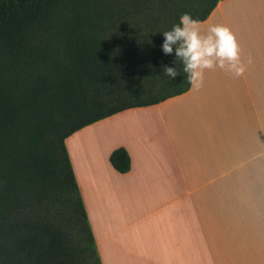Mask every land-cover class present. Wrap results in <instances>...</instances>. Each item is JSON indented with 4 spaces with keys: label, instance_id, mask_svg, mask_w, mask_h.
I'll return each instance as SVG.
<instances>
[{
    "label": "crops",
    "instance_id": "1",
    "mask_svg": "<svg viewBox=\"0 0 264 264\" xmlns=\"http://www.w3.org/2000/svg\"><path fill=\"white\" fill-rule=\"evenodd\" d=\"M200 21L232 31L243 76L206 70L198 91L64 139L101 264H264V0H217ZM119 146L124 173L109 161Z\"/></svg>",
    "mask_w": 264,
    "mask_h": 264
},
{
    "label": "trees",
    "instance_id": "2",
    "mask_svg": "<svg viewBox=\"0 0 264 264\" xmlns=\"http://www.w3.org/2000/svg\"><path fill=\"white\" fill-rule=\"evenodd\" d=\"M216 2L0 0V264H73L82 255L101 264L64 139L186 90L183 73L163 75L179 65L162 51L157 16L171 28L184 13L203 20ZM138 93L146 98L134 100ZM109 161L130 168L122 146Z\"/></svg>",
    "mask_w": 264,
    "mask_h": 264
},
{
    "label": "clouds",
    "instance_id": "3",
    "mask_svg": "<svg viewBox=\"0 0 264 264\" xmlns=\"http://www.w3.org/2000/svg\"><path fill=\"white\" fill-rule=\"evenodd\" d=\"M201 23L189 13L182 14L178 24L162 33L164 40L161 45L165 55L174 53L173 63L179 65L164 66L163 75L175 81L183 73L197 91L203 87L206 70L219 68L233 78L243 76L246 70L241 60L240 46L232 31L221 24H212L202 30Z\"/></svg>",
    "mask_w": 264,
    "mask_h": 264
},
{
    "label": "rangeland",
    "instance_id": "4",
    "mask_svg": "<svg viewBox=\"0 0 264 264\" xmlns=\"http://www.w3.org/2000/svg\"><path fill=\"white\" fill-rule=\"evenodd\" d=\"M158 17V22H157V25H158V31L162 34L163 32H165V31H168V30H171V28H167V27H165V24L163 23V19H165V14H163V15H158L157 16ZM174 24H176V23H174ZM173 24V25H174ZM172 25V26H173ZM162 37H163V34H162ZM164 38V37H163ZM176 84V83H175ZM163 88H167L166 90H168L169 88H173L172 86H165V87H163ZM133 98H134V100H142V99H145L146 98V96L144 95V93H138V94H134V96H133ZM107 128L106 127H104L103 126V130H106ZM91 134H93V135H97V136H99L98 134H100V131L98 130V131H96V132H93V133H91ZM95 138V137H94ZM96 143H97V141H96V138H95V142L93 143V141L92 140H90V141H87L86 142V144L87 145H85V149L87 148V151H88V153H92V152H94V149H95V146H96ZM58 208H60V206H57V209ZM66 213L64 214V216H61V217H59V219L60 220H65V222L63 223V225L65 226V229H66V231H67V234L69 235V237H70V241H69V244L70 245H72V246H76V244H75V241L77 240V235L79 234L78 232H77V230L75 231V230H73L72 228H71V224H70V222L69 221H66ZM77 253L75 254V258L77 257ZM83 256V255H82ZM78 257V258H76L75 260H74V262H73V264H90V261H92V260H94V258H92V260H90L88 257ZM99 257V256H98ZM100 260V259H99Z\"/></svg>",
    "mask_w": 264,
    "mask_h": 264
}]
</instances>
